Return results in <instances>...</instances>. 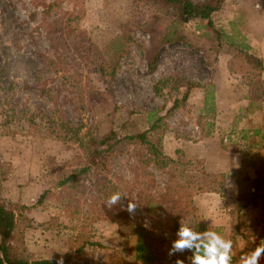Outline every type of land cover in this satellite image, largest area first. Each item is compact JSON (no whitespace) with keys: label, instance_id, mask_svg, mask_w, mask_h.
Masks as SVG:
<instances>
[{"label":"rangeland","instance_id":"obj_1","mask_svg":"<svg viewBox=\"0 0 264 264\" xmlns=\"http://www.w3.org/2000/svg\"><path fill=\"white\" fill-rule=\"evenodd\" d=\"M224 1L231 5L213 14L211 27L207 19L182 22L159 0H0V197L16 211L19 257L155 264L181 219L200 225L196 196L212 178L174 143L200 138V115L205 133L215 131V99L206 105L214 85L205 88L201 113L200 87L222 51L235 53L229 67L251 83L255 100L245 112L264 114L256 58L226 49L228 39L217 43V30H232L228 11L239 2ZM111 130L119 137L147 131L153 149L125 138L105 166L78 174L88 166L79 139ZM114 192L124 197L109 207ZM129 200L138 204L133 214ZM137 241L145 244L140 252Z\"/></svg>","mask_w":264,"mask_h":264},{"label":"crops","instance_id":"obj_2","mask_svg":"<svg viewBox=\"0 0 264 264\" xmlns=\"http://www.w3.org/2000/svg\"><path fill=\"white\" fill-rule=\"evenodd\" d=\"M230 5L226 1L224 7ZM235 5L228 11L232 30L223 29L224 37L233 46L225 48L246 50V46L250 47L249 51L263 62L264 78V0H239ZM228 53L226 50L221 52V62L214 77L200 87L201 113L205 110V88L214 85L218 114L215 131L205 133L204 118L200 115V126H196L200 138L193 142L179 137L174 145L175 151L181 149L189 158H200L208 175H226L224 196L216 191L201 192L196 196L200 225L195 223L193 227L200 231L209 227L231 238L236 255L254 247L251 244L253 236L257 241L264 238V114L257 115L260 110L253 114L245 112L253 103L251 85L244 73H236L229 67L235 53L231 52L230 57ZM261 109H264V103ZM237 111L245 112V115H236ZM229 132L241 134L247 140L237 145L232 141L224 143L222 136ZM173 258L159 255L155 256L154 262L174 264Z\"/></svg>","mask_w":264,"mask_h":264},{"label":"trees","instance_id":"obj_3","mask_svg":"<svg viewBox=\"0 0 264 264\" xmlns=\"http://www.w3.org/2000/svg\"><path fill=\"white\" fill-rule=\"evenodd\" d=\"M166 5L172 7L174 11L176 12V16L182 21V22H188L193 18H199V19H207L208 24L213 27V14L220 11L224 7V0H207L202 3H196L192 0H159ZM215 26V25H214ZM215 37L217 38L218 45L221 44V41H226V37H224L223 31L220 30V33H215ZM228 46H233L229 41H226ZM245 50V49H243ZM250 47L246 46V50L249 54L256 58L257 60V70L259 72H263V62L262 60L249 51ZM262 74V73H261ZM248 80V79H247ZM249 82V80H248ZM251 85V83L249 82ZM252 102L255 100L254 97H252ZM210 101L214 102V92L213 90L208 93L206 96V105L210 104ZM209 108L211 111H215V107L211 106ZM156 128V125L154 124L152 129ZM210 134V133H206ZM134 139L142 144H152L153 149V143L149 139V136L147 135V131L141 132L139 134L134 135H128L125 137H119L118 133L115 130H111L106 135H104L101 138H98L97 136H86L84 139H79L81 144H83L84 148L87 151L88 155V166L81 169L78 174H84L86 172H89L92 169H99L100 167L105 166L107 154L118 144H120L123 139ZM155 149V147H154ZM156 155L159 156V151L156 150ZM203 163V162H202ZM204 165V164H203ZM205 170V169H204ZM225 176L224 173L210 176L212 178L210 184H212L209 188L208 186L206 188L200 187V193L201 192H207V191H216L221 194L226 193V181H223L222 187H218L215 184L216 179L218 176ZM207 177V174H206ZM40 200H38V203ZM17 228V217H16V211L11 206L7 205L5 201L0 197V264H58L60 260L57 259H39L35 260L32 263L28 262V260L21 258L17 255L15 251V247L13 245V241L15 240V231ZM140 246L137 247L138 252L142 251L143 248H145V244L143 242H140ZM246 250L240 251L236 254V256H239L243 252H246ZM63 260V264H66L67 261H69V258L61 259Z\"/></svg>","mask_w":264,"mask_h":264},{"label":"clouds","instance_id":"obj_4","mask_svg":"<svg viewBox=\"0 0 264 264\" xmlns=\"http://www.w3.org/2000/svg\"><path fill=\"white\" fill-rule=\"evenodd\" d=\"M235 166L239 167V164L236 163ZM122 197L124 196L120 192H114L108 197L107 205L112 207L120 204ZM137 206V203L129 200L126 211L133 214ZM175 236L168 249V256L186 253L190 255H185L184 259L177 256L174 264H186V261L187 264H261V261H264V238L257 241V237L253 236L251 244L254 247L236 256L234 241L209 227L200 231L181 219ZM58 264H63V260Z\"/></svg>","mask_w":264,"mask_h":264}]
</instances>
